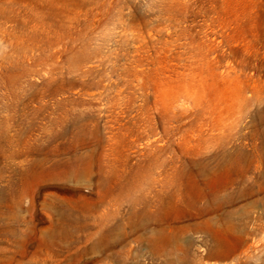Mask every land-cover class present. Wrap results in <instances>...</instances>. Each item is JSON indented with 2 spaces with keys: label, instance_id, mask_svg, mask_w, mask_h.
Here are the masks:
<instances>
[{
  "label": "rangeland",
  "instance_id": "374dc122",
  "mask_svg": "<svg viewBox=\"0 0 264 264\" xmlns=\"http://www.w3.org/2000/svg\"><path fill=\"white\" fill-rule=\"evenodd\" d=\"M0 264H264V0H0Z\"/></svg>",
  "mask_w": 264,
  "mask_h": 264
}]
</instances>
